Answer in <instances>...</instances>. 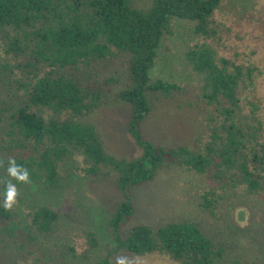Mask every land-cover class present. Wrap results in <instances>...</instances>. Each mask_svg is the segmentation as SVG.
Instances as JSON below:
<instances>
[{
    "label": "trees",
    "instance_id": "obj_1",
    "mask_svg": "<svg viewBox=\"0 0 264 264\" xmlns=\"http://www.w3.org/2000/svg\"><path fill=\"white\" fill-rule=\"evenodd\" d=\"M222 3L0 0V77L7 74L20 97L18 105L3 102L0 107V120L6 123L2 149H34L32 155L14 158L29 172L28 183L10 177V159L3 161L0 202L8 181L17 186L16 204L20 205L28 184L59 188L71 175L69 170L91 178L101 176L114 181L123 195L108 220L116 247L95 260L101 241L95 232L86 230L82 232L86 249L78 254L71 247V255L95 264H113V257L122 254H160L179 264H224L223 248L205 235L199 222H170L158 229L140 224L125 229L135 213L128 190L154 181L167 167L210 173L223 190L264 196V122L259 106L250 99L255 94L257 68L220 57L209 43L218 38L215 16ZM178 20L192 22L193 32L201 37L186 52V62L201 77L208 138L200 145L168 147L147 140L142 129L153 112L148 92L168 98L182 91L180 84L151 77L161 41L174 35ZM122 56L128 59V82L115 99L131 109L128 129L141 150L133 158L109 154L98 128L82 121L102 106L104 89L80 85L66 74L69 68ZM221 197L215 189L207 191L202 208L215 217ZM14 205L8 210L0 207V249H15L14 264H45L48 248L41 236L53 231L59 212L41 206L27 214L25 225Z\"/></svg>",
    "mask_w": 264,
    "mask_h": 264
},
{
    "label": "rangeland",
    "instance_id": "obj_2",
    "mask_svg": "<svg viewBox=\"0 0 264 264\" xmlns=\"http://www.w3.org/2000/svg\"><path fill=\"white\" fill-rule=\"evenodd\" d=\"M144 2L147 0H143ZM219 25L218 38L209 40L220 57L230 58L238 64L257 68L255 94L250 99L259 106L264 122V0H223L215 16ZM261 19L262 21H258ZM201 37L192 30V22L178 20L174 35L164 37L158 49V58L151 71L153 80L162 79L182 86L168 98L148 92L153 112L143 123V136L158 145L177 146L182 143L204 144L208 138L203 113L205 102L200 95L201 77L192 72L186 62V52ZM68 77L83 86L103 88L102 106L82 121L94 124L101 133L109 154L118 158H133L141 154L129 133L131 109L119 103L115 95L128 82V59L122 56L110 62L66 70ZM0 77V107L3 102L20 103L17 90ZM109 85L107 81H109ZM6 123L0 120V166L4 160L26 157L34 153L2 149ZM59 188H45L28 184L23 191V202L15 203L17 216L28 223L27 214L41 206H51L59 212L53 231L41 236L48 248L45 264H95L83 261L70 253L73 247L78 254L86 247L82 232H95L101 246L94 252L98 260L115 249L108 220L110 213L123 199L114 181L103 177H86L67 174ZM4 171L0 169V177ZM215 189L222 195L216 204V216L202 208V196ZM133 198L135 213L125 226L146 224L158 229L170 222L184 220L199 222L205 235L224 250V264H264V196L252 197L240 189L223 190L211 174H198L184 168L167 167L156 179L128 190ZM124 258L126 264H179L160 254L135 256L115 255L113 264ZM16 251L0 249V264H14Z\"/></svg>",
    "mask_w": 264,
    "mask_h": 264
},
{
    "label": "clouds",
    "instance_id": "obj_3",
    "mask_svg": "<svg viewBox=\"0 0 264 264\" xmlns=\"http://www.w3.org/2000/svg\"><path fill=\"white\" fill-rule=\"evenodd\" d=\"M9 166L7 168V172L10 177L15 178L17 181L28 183L30 182L29 172L26 168L16 163V160L10 159L8 162ZM18 188L11 181H8L4 188L2 202H0V207L8 210L13 207L16 203L18 197ZM117 264H126V260L124 258H119L117 260Z\"/></svg>",
    "mask_w": 264,
    "mask_h": 264
}]
</instances>
